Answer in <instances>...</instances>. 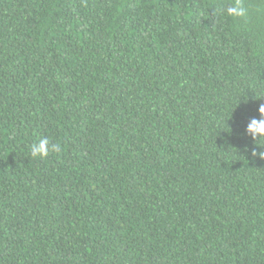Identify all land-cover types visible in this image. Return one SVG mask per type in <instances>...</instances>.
Instances as JSON below:
<instances>
[{
	"label": "trees",
	"instance_id": "16d2710c",
	"mask_svg": "<svg viewBox=\"0 0 264 264\" xmlns=\"http://www.w3.org/2000/svg\"><path fill=\"white\" fill-rule=\"evenodd\" d=\"M232 2L0 0V264H264V0Z\"/></svg>",
	"mask_w": 264,
	"mask_h": 264
},
{
	"label": "clouds",
	"instance_id": "9594fccd",
	"mask_svg": "<svg viewBox=\"0 0 264 264\" xmlns=\"http://www.w3.org/2000/svg\"><path fill=\"white\" fill-rule=\"evenodd\" d=\"M225 11L227 16L232 18L246 20L249 16V9L245 7L243 0H233L232 3L227 5L226 9L220 10V14H223ZM258 113L259 117H252L248 121L244 133L253 141V146L251 147L252 157L264 159V103L259 105ZM62 151V144L51 141L47 136L34 140L29 147V153L33 159L46 158L49 153L59 154Z\"/></svg>",
	"mask_w": 264,
	"mask_h": 264
}]
</instances>
